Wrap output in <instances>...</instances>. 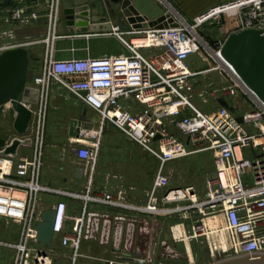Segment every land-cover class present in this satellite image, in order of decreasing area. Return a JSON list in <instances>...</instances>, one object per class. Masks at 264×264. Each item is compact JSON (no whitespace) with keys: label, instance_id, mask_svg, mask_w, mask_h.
Returning <instances> with one entry per match:
<instances>
[{"label":"built area","instance_id":"built-area-1","mask_svg":"<svg viewBox=\"0 0 264 264\" xmlns=\"http://www.w3.org/2000/svg\"><path fill=\"white\" fill-rule=\"evenodd\" d=\"M21 2L0 0V22L24 26L35 20L36 14L25 13L19 6ZM8 3H13L12 7H6ZM45 3L48 11L46 37L40 41L45 45L44 54L40 73L32 75L30 81L39 93L33 120L32 156H0V218L17 227L15 241H0V247L11 252V264L53 263L48 247H38L35 241L36 225L44 211L38 209V195L48 192L39 183V167L43 100L50 81L62 86L98 118L97 130L88 132L89 141L81 143L84 141L81 134L71 139L73 144L80 146L74 154L88 171L83 192L68 194L82 201L79 215L71 219L70 233H63L65 204L56 201L47 209L54 214L50 243L56 238L61 247L69 249V264H74L78 256L79 242L86 227L87 203L146 215L178 216L179 222L170 226L172 240L176 243L204 241L209 261L264 252V103L255 100L222 57L226 30L220 25L219 36L211 43L197 32L199 26L221 17L234 21L231 32L264 29V0L219 4L190 24L165 12L179 23L177 27L127 30L115 25L110 31L99 34L114 35L126 47L127 54L69 59H55L52 47L57 38L55 25L60 0H46ZM125 35L132 37L125 41ZM17 46L21 45L1 46L0 51ZM192 55L206 67L189 68L187 60ZM210 73L224 78L200 93V97L207 94L214 98L218 105L205 113L192 104L186 88L190 79ZM238 94L253 102L250 111L235 113L237 104L230 105L227 99ZM219 99L225 100L229 108L220 106ZM124 100L132 101L140 109L131 112ZM237 117H242V123ZM105 124L123 133L159 163L147 201L142 206L125 203L121 192L115 195L90 192L98 137ZM202 152L212 154L214 174L205 181V195L199 198L193 186L172 187L162 169L169 162ZM171 204L174 206H169ZM186 223L188 231H185ZM145 263L144 259L136 262L122 256L100 261V264Z\"/></svg>","mask_w":264,"mask_h":264},{"label":"crops","instance_id":"crops-1","mask_svg":"<svg viewBox=\"0 0 264 264\" xmlns=\"http://www.w3.org/2000/svg\"><path fill=\"white\" fill-rule=\"evenodd\" d=\"M84 1L86 0H60L56 22V25L60 23V29L64 30V35L59 36L60 38L84 37L67 35L62 13L64 8L79 5ZM231 1L234 0H165L162 3L161 0H138L137 5L139 12L146 15L149 19H155L164 12H168L180 22L190 24L196 17L207 12L212 7ZM45 2L46 0H22L19 6H21L25 13L34 12L36 14V19L30 20L24 26L4 25L0 22V34H4L8 39L9 42L7 45H21L26 49L28 59L32 56L36 61L40 60V54L43 59L44 54V47H42L43 49L40 53V30H43L42 35L45 38L48 17ZM12 5L13 3H8L6 7H12ZM112 8L115 9L116 7L112 6ZM100 19L102 21H109L111 26L117 25L116 19L110 17L107 13L101 14ZM99 33H94L86 38L105 36ZM42 44L44 46V43ZM34 45H37V51L30 52L28 49ZM73 52H69L68 55L54 50V58L91 57H75L76 54ZM28 67L32 70L33 76H37L40 73V63L39 65H29ZM123 103L131 112H136L140 109V106L132 101L124 100ZM43 104V129L41 128V131L43 130L42 139L46 138V142L42 144L40 152L39 183L47 188L48 192L40 194L44 199L38 200V209L45 211L56 201L63 202L65 204L66 215L63 233L66 234L71 231V219L79 215L82 206L80 199L70 198L68 194H80L83 192L88 171L83 163H80V161L78 163L75 158L74 150L79 145L71 142V139L75 137L68 135V124L72 119L78 122V134H81V138L84 140L81 143L84 144L85 141L87 142L90 139L88 135L89 130H97L98 118L96 113L84 107L62 86L54 81L48 83ZM234 104L236 103L232 102L231 105ZM250 104L252 107L254 106L251 101ZM37 108L38 105L29 107L33 114L24 137L30 139V146H20L17 150V157L30 158L32 156L33 120L34 112ZM46 127L48 128L47 131ZM109 128H112L114 131L110 132ZM173 132L176 133L174 130ZM13 136L14 134L10 129L9 123L5 119H1L0 137L5 141H9ZM104 136H107V141L102 142ZM113 141L120 142L122 146H136L139 152L136 155L135 151H133L134 149L124 150L121 158L120 154L113 152ZM142 156H146L148 159L149 157L154 159L138 145L130 141L123 133L114 129L110 124L103 125L98 137L97 157L90 178V192L93 194L109 193L113 195L121 192L125 203L133 206L144 205L147 201L152 183L148 185L142 184ZM154 160L158 162L156 159ZM76 165H81L83 168L81 173L83 175L82 180L79 173L75 172ZM151 167L152 165L149 162L148 171L151 170ZM197 194L199 198H203L205 195L199 189L197 190ZM159 205L162 206L160 203ZM169 206L173 207L174 204ZM0 221L10 223L1 218ZM85 221L86 227L80 239L78 250L82 248L86 253L79 252L78 254L77 250V258L82 257L84 264H100V261L116 256H122L136 262L144 259L145 264H165L164 262L180 264L176 260L178 254L181 252L185 254L188 264H193L194 259H196L194 254L195 249L200 248V246H204L206 249L204 241L176 243L172 240L170 226L179 222L178 216L164 217L146 215L108 205L87 203ZM188 230L189 226L186 223L185 231ZM54 242L59 248L70 253L69 249L67 247H61L58 239L55 238L47 248L52 255V264H55V260L59 258L56 252H52L51 249ZM0 248L4 249L2 247ZM1 256L2 253H0V264H11V257L9 263H6V261L2 263Z\"/></svg>","mask_w":264,"mask_h":264},{"label":"water","instance_id":"water-1","mask_svg":"<svg viewBox=\"0 0 264 264\" xmlns=\"http://www.w3.org/2000/svg\"><path fill=\"white\" fill-rule=\"evenodd\" d=\"M137 3L138 0H86L79 5L64 8L62 13L65 32L67 35L85 37L96 32L110 31L111 23L100 19V15L105 13L116 19L120 29L179 26L165 12L155 19H149L139 12ZM105 10L107 12L104 13ZM27 55L22 46L0 51V120L5 119L14 134L9 141L0 137L1 157L15 158L20 146H30L31 143L24 135L32 117L29 107L37 105L39 93L30 84L32 70L28 68ZM221 55L255 100L264 103V29L231 32L226 37ZM218 103L229 108L223 99H219ZM237 121L242 123V117H237ZM77 127L78 122L70 120L68 135L78 137ZM53 216L52 210L43 211L36 225L35 241L43 247H48L51 240ZM209 264H264V252L226 257Z\"/></svg>","mask_w":264,"mask_h":264},{"label":"rangeland","instance_id":"rangeland-1","mask_svg":"<svg viewBox=\"0 0 264 264\" xmlns=\"http://www.w3.org/2000/svg\"><path fill=\"white\" fill-rule=\"evenodd\" d=\"M62 3V2H61ZM222 26L224 30L227 32V36L231 33V30L234 25V21H232L229 17H221L215 21L211 20L207 23L199 26L197 28V32L199 36H201L207 43H211L212 40L219 36L218 27ZM43 30H40V41L44 39V35H42ZM64 30L60 29V23L56 25L55 34L57 38L53 41V49L59 53L68 54L71 51L76 54L75 57H84V56H107V55H125L127 54L126 47L121 43V41L116 38L115 36L105 35L104 37H92V38H60L64 34ZM60 36V37H59ZM125 41H129L132 37L131 35L123 36ZM88 39V40H87ZM8 39L4 34H0V47L6 46L8 44ZM43 44L40 42V53L42 51ZM30 52L37 51V45L32 46L28 49ZM144 53V51H142ZM69 55V54H68ZM194 61V63H193ZM40 67L42 64V58L40 54V60H34L32 56L28 59V66L30 65H39ZM187 64L189 68H193L194 70H200L206 67V64L201 62V60L196 56L192 55L187 60ZM30 68V67H28ZM224 78V77H222ZM222 78L215 73H210L208 75H201L190 79L186 93L188 96H191L190 100L192 104L202 112H209L217 108V103L214 98L210 97L209 95L205 94L203 97H200V93L205 90V88L210 85H217L221 82ZM229 100V104L231 105L232 102L237 104V111L236 114H242L252 109L250 101L242 94H238L237 97L233 98L231 101ZM43 129V127H42ZM46 127V131H47ZM110 132L114 130L109 128ZM43 132V130H42ZM46 134V133H45ZM177 136L181 138L183 141H186L185 137L177 133ZM33 141V138H32ZM103 141H107V136L103 137ZM46 142V138L43 139L42 144ZM113 152L116 154H120L122 158L124 150H133L135 151L136 155L139 152V149L136 146H122L120 142L113 141ZM33 146V143H32ZM80 148L77 146L76 149ZM75 149V150H76ZM74 150V151H75ZM75 153V152H74ZM77 162L79 163V159L75 156ZM141 170H142V184L148 185L151 184L156 176V173L159 168V163L156 162L154 159H149L146 156L141 157ZM149 162L151 163L152 167L149 170ZM81 163V161H80ZM75 172L79 173L80 178L82 180L83 175L81 174L83 168L81 165L75 166ZM162 172L164 175L168 177L171 186H193L196 191L199 189L203 193L206 192L205 189V181L213 175V157L210 152H202L188 155L182 159L176 160L170 164L164 165ZM82 175V176H81ZM44 199L42 195H38V200ZM17 234V228L13 224L5 223L0 221V241H15ZM40 247L41 245H37ZM52 252H56L57 258L55 260V264H69V257L70 253L66 252L64 249L59 248L56 243L51 246ZM2 251V252H1ZM81 253H86L82 248L78 250ZM0 253H2V263L6 261V263L10 262L11 253L7 250L0 248ZM195 258L193 264H209L212 261H209V256L206 252L204 246H200V248H196L194 251ZM8 258V259H7ZM67 259V260H66ZM178 263L180 264H188L185 254L180 253L177 256ZM165 264H171L166 263ZM74 264H84V259L82 257L77 258Z\"/></svg>","mask_w":264,"mask_h":264},{"label":"bare ground","instance_id":"bare-ground-1","mask_svg":"<svg viewBox=\"0 0 264 264\" xmlns=\"http://www.w3.org/2000/svg\"><path fill=\"white\" fill-rule=\"evenodd\" d=\"M112 27V26H111ZM191 257V256H190Z\"/></svg>","mask_w":264,"mask_h":264}]
</instances>
